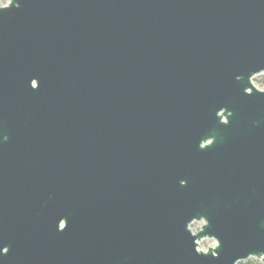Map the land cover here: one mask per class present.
<instances>
[{"label":"water","instance_id":"obj_1","mask_svg":"<svg viewBox=\"0 0 264 264\" xmlns=\"http://www.w3.org/2000/svg\"><path fill=\"white\" fill-rule=\"evenodd\" d=\"M262 68L264 0H10L0 264L264 252Z\"/></svg>","mask_w":264,"mask_h":264},{"label":"clouds","instance_id":"obj_2","mask_svg":"<svg viewBox=\"0 0 264 264\" xmlns=\"http://www.w3.org/2000/svg\"><path fill=\"white\" fill-rule=\"evenodd\" d=\"M10 0H0V8L7 7ZM251 83L260 91L264 92V68L260 69L258 72H254L250 76ZM246 92H250V89H245ZM205 221L200 220L198 223L190 225L192 231L195 232L199 229L200 225ZM198 247L195 249L197 252H203L207 254L209 246L215 247L218 245L217 239L210 236H203L199 240L195 241ZM212 256H217L215 251L212 252ZM233 264H264V252H260L258 255L249 252L246 256L239 257L233 261Z\"/></svg>","mask_w":264,"mask_h":264},{"label":"rangeland","instance_id":"obj_3","mask_svg":"<svg viewBox=\"0 0 264 264\" xmlns=\"http://www.w3.org/2000/svg\"><path fill=\"white\" fill-rule=\"evenodd\" d=\"M199 221H200V220H199ZM199 221H193L192 223H190V225H193V224H195V223H198ZM190 225H189V226H190ZM201 225H202V224H201ZM201 225H200V226H201ZM190 228H191V227H190ZM191 230H192V228H191ZM195 232H196V231H195ZM209 247H211V246H209Z\"/></svg>","mask_w":264,"mask_h":264}]
</instances>
